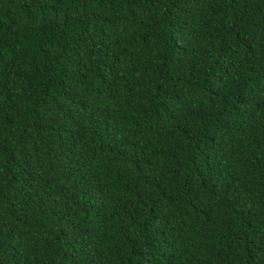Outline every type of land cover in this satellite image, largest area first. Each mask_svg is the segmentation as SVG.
Segmentation results:
<instances>
[{
  "label": "trees",
  "instance_id": "16d2710c",
  "mask_svg": "<svg viewBox=\"0 0 264 264\" xmlns=\"http://www.w3.org/2000/svg\"><path fill=\"white\" fill-rule=\"evenodd\" d=\"M0 264H264V0H0Z\"/></svg>",
  "mask_w": 264,
  "mask_h": 264
}]
</instances>
